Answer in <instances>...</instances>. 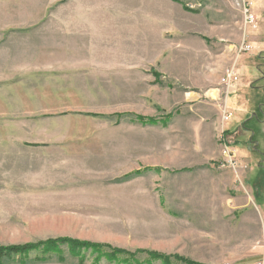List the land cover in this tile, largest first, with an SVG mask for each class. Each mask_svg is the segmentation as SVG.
I'll list each match as a JSON object with an SVG mask.
<instances>
[{"label": "rangeland", "instance_id": "obj_1", "mask_svg": "<svg viewBox=\"0 0 264 264\" xmlns=\"http://www.w3.org/2000/svg\"><path fill=\"white\" fill-rule=\"evenodd\" d=\"M177 1L0 0V246L264 264V22L247 27L237 0ZM35 257L3 264H107Z\"/></svg>", "mask_w": 264, "mask_h": 264}, {"label": "trees", "instance_id": "obj_2", "mask_svg": "<svg viewBox=\"0 0 264 264\" xmlns=\"http://www.w3.org/2000/svg\"><path fill=\"white\" fill-rule=\"evenodd\" d=\"M178 2L177 0H172ZM185 10H188L187 8ZM140 123L150 125L157 123V119L136 117ZM228 134V132H226ZM160 170L159 168H153ZM151 169V170H153ZM153 170V171H154ZM138 173V172H134ZM65 251L76 259L86 258L87 255L92 257L93 263H98L104 259L107 264H150L159 261L161 264H169L171 260L180 264H200L177 255H164L158 252L147 250H136L128 252L122 249L112 248L108 245L91 243L70 238H56L26 243L22 245L0 246V264L4 261H16L18 263L29 261L31 253L35 252L41 257H35V261H44L50 257L62 259ZM86 255V257H85ZM145 256V258H142ZM143 259V262L141 261Z\"/></svg>", "mask_w": 264, "mask_h": 264}, {"label": "built area", "instance_id": "obj_3", "mask_svg": "<svg viewBox=\"0 0 264 264\" xmlns=\"http://www.w3.org/2000/svg\"><path fill=\"white\" fill-rule=\"evenodd\" d=\"M241 10L243 12L244 15V21L245 24L250 27L252 30H256L257 29V22L255 17L252 15L251 13V3L249 2V0H242V4H241ZM252 47L249 44H246L245 42H243L239 48L237 49L238 51V55H241L243 53H248L249 51H251ZM239 58V56H238ZM237 59L234 60V62L232 63V65L230 67H227L224 71V75L221 78V86L223 88V94L226 97V99L228 98V96L234 91V89L236 88V84L240 78V74H239V70H238V66L236 63ZM223 120L225 122H227L229 120V115L227 114V112L224 113L223 115ZM223 133L224 131H222V134H220L219 136V140H222L223 146H222V156H223V161L220 164L221 168H226V167H232L234 168L235 164L233 163V158H234V153L232 150L229 149V145H227V140L225 139L224 136V140L223 138ZM227 143V144H225Z\"/></svg>", "mask_w": 264, "mask_h": 264}, {"label": "crops", "instance_id": "obj_4", "mask_svg": "<svg viewBox=\"0 0 264 264\" xmlns=\"http://www.w3.org/2000/svg\"><path fill=\"white\" fill-rule=\"evenodd\" d=\"M172 1V0H171ZM256 1H258V3L259 4H261V6L259 7V9H258V11H259V13H261L260 14V16H259V14H256L255 12H254V10H253V1H251V0H249V2L251 3V13H252V15L255 17V19H256V22H257V26H258V24L260 25V23L262 24L263 22H264V17L262 16V13H264V3H263V0H256ZM237 2V8H239L240 10H241V4H242V0H237L236 1ZM262 4H263V6H262ZM247 26V25H246ZM248 27V26H247ZM251 29V28H250ZM257 30V29H256ZM247 33V32H246ZM249 34H250V32H248ZM236 63H237V66H238V64H239V59H237V61H236ZM238 70H239V74H240V76H241V70H240V68L238 67ZM228 100V99H227ZM227 132V131H226ZM234 134H236V132L234 133ZM230 135V136H229ZM227 134L226 135V138H231V134ZM231 140V139H230ZM232 141V140H231ZM14 160V158H6V161H10V162H12ZM133 172H136V171H133ZM243 176V175H242ZM245 177V179L247 180V175L246 176H244ZM245 186V183L243 184V188L246 190V192L248 191L247 189H246V186ZM248 193V192H247ZM247 196H248V198H245V197H241V201H240V206L239 207H243V209L245 208V210L249 207V204L250 203H252V199H251V196L249 195V194H247ZM236 202H238V201H236ZM236 253H238V249H237V251H235ZM202 264V263H201Z\"/></svg>", "mask_w": 264, "mask_h": 264}, {"label": "bare ground", "instance_id": "obj_5", "mask_svg": "<svg viewBox=\"0 0 264 264\" xmlns=\"http://www.w3.org/2000/svg\"><path fill=\"white\" fill-rule=\"evenodd\" d=\"M210 95H211V96H214V92H211Z\"/></svg>", "mask_w": 264, "mask_h": 264}]
</instances>
